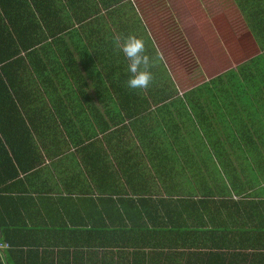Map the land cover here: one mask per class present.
<instances>
[{"label":"trees","instance_id":"1","mask_svg":"<svg viewBox=\"0 0 264 264\" xmlns=\"http://www.w3.org/2000/svg\"><path fill=\"white\" fill-rule=\"evenodd\" d=\"M49 1L0 0V241L9 246L2 252L0 264H163L158 261L161 257L193 254L207 256L205 264H213L210 261L216 257L221 261L215 264H231L232 258H237L243 250L248 251L247 255L264 256V200L237 202L198 197L193 187L187 191L184 189L191 183L182 174V167H178L180 171L171 168L177 165L171 154H161L157 159L159 182L153 185L152 190L156 193L152 194L160 193L163 197H158L152 208L147 206L155 199L134 201L126 194V190L129 192L140 185L125 183L122 185L125 188L119 189V185L98 181L90 171V212L81 217L82 220L89 219L87 230L85 223L67 221L59 215L68 200L33 199L28 195L24 184L28 181L22 182L18 177L33 168L38 156L31 150L34 148L29 133L31 128L24 123L16 105L18 96L36 94L35 90L26 88L32 80L26 75H33L34 85L31 87L45 88L52 83L53 79L49 77L45 82L38 78V63L43 67L53 58H60L68 65L76 63V59L83 64L93 60L95 65L89 61V90L94 96L117 98L142 94L150 98H167L177 93L164 69L160 67L155 71V66L151 69L155 79L148 90L129 89L124 81L125 75L120 72L126 63L108 56L110 42L96 40L94 36H90L88 42L81 32L87 31L85 25L80 29V45L77 37L68 39V34L76 31L71 30L62 15L51 8ZM72 1L68 2L67 8ZM119 3H126L125 16L135 19L128 0H90V8H80V16L76 14L74 19H90L92 29L99 25L101 14L118 17ZM80 9L72 8L70 12L74 15ZM55 14L61 16L55 17ZM51 18L58 29L54 28ZM66 31L69 33L65 40L59 35ZM258 45L264 48L259 41ZM260 60L264 66V58ZM116 66L120 68L118 74L114 71ZM94 67L102 76L95 73ZM66 75L73 78L74 70L67 67L58 82L66 79ZM70 87L59 88L67 90ZM116 105L128 118L131 103L118 100ZM94 139L91 135L90 146L95 144ZM19 144L29 150H18ZM24 155L30 157L28 168H23ZM93 161L97 162L90 158V168ZM86 202L82 201V206ZM30 209L34 210L33 215L28 212ZM44 209L51 216H44ZM62 235L76 245L44 246L46 242L50 244L45 239ZM78 239L82 246L77 245Z\"/></svg>","mask_w":264,"mask_h":264},{"label":"crops","instance_id":"2","mask_svg":"<svg viewBox=\"0 0 264 264\" xmlns=\"http://www.w3.org/2000/svg\"><path fill=\"white\" fill-rule=\"evenodd\" d=\"M239 1L241 2L239 8H241L245 17L246 32L248 34H256L254 27L250 26V22L252 23L254 18L253 9L257 7L264 8V0ZM49 2L51 8L55 12H59L62 16L58 15L66 23L68 22L70 29L76 31L75 33L66 31L59 35L61 38L64 37L66 40V34L69 33L68 39L77 37V44L80 45L82 37L80 29H84L85 25L87 31L81 32L84 33L83 35L86 36L88 42H90V36H94L97 38L96 40L110 42L109 51L111 52H109L108 56H114L116 60L118 59V61L126 63V65L121 66L123 70L120 71L125 75L124 81H127L130 76L128 71L129 62L115 48L114 38L117 36L126 37L128 35H135L145 41L147 54L151 57H158L154 70L156 69L155 71H157L160 67L163 68L171 80L167 67L158 53L147 25L136 12L131 2L136 15L135 19L126 17V3H119L117 7L118 17H106L101 14L102 19L98 21L99 25L94 26L92 29H90V19L86 21H76L74 19L75 16L82 12L80 8H90V0H73L69 8H67V4L70 0L67 2L65 0H50ZM72 8L76 10L80 9V11L73 15L70 12ZM58 15L55 14V17ZM52 24L55 29H58L59 26L55 24L53 19ZM77 28L79 30H75ZM255 37L256 35L254 39H256ZM250 39H252L251 36ZM67 43L72 46L70 40ZM252 45L255 47L253 41ZM85 52L86 55L89 54L87 49ZM55 55L57 56L56 49ZM89 61L95 65L93 60ZM89 61L83 64L76 59V63L68 65L60 58H53L51 61L49 60L48 65H43V67L38 63L36 69L39 73L38 78L45 82V79L49 77L51 80L53 79L52 83L45 88L39 86L31 87V85H34L32 81L33 75L31 76V73L29 77L26 75L29 80L32 78L31 85L26 86V88L29 91L35 90L36 94L27 93L18 96V104L16 105V108L23 116L24 123H26L29 129L31 128L29 133H31L34 147L31 150L37 153L38 156V162L33 165V168L24 174H20L18 178L22 182H25V179L28 181V183H24L25 189L33 199L39 198L50 201L55 199L68 200L67 204L62 207L63 209L59 215L67 221L85 223L86 230L89 228V219L86 221L82 220L81 217H86V214L90 212V171H92V175L98 181L111 185H119V189H124L125 183L140 185L129 192L126 190V194L134 201L143 198L155 199L151 200L147 206L148 208H152L156 204V199L160 196L163 197L160 193L152 194V192L156 193V191L152 190L153 185L159 182L158 174L160 167L157 159L161 154L167 156L171 154L173 159L177 161V165H173L171 168H176L175 171H180L178 167H182V174L188 183H191L186 185L184 180V185H186L184 189L186 191L190 187H193L195 190L198 189L189 178L186 164L179 157L178 149L172 138L173 136L169 134L168 125H165L162 120L165 116L167 121L173 115L174 111L165 109L168 106L175 107L173 101L175 100V96L171 95L167 98L158 96L150 98L148 95L142 94L117 98L111 95L94 96L89 90L91 71V63ZM67 67L74 70L73 78L70 75H66V79L58 82ZM116 67L117 69L114 71L118 74L120 68ZM94 68L95 73L100 74L97 67ZM65 85L71 87L67 90L59 88ZM248 98H245L247 102H239L247 103V107L243 106L242 112L246 110V119L250 121L251 127L253 129L261 127L260 131L264 136V108L263 111L259 112L260 106H256L255 100H251L250 97ZM260 98H263L261 103L264 104V96ZM118 100L121 103L124 100L131 103V106L128 108L129 112H127L128 118L116 105ZM178 104L177 102V106ZM90 113L92 114L91 116ZM26 117L29 121L25 120ZM91 135L95 138V144L90 146ZM17 149L20 151L29 150L23 144L17 145ZM90 158L97 160L95 163L93 161L91 168ZM23 161L25 164L23 168H28L30 157L24 155ZM197 195L198 197H202L199 193ZM239 197L244 198L240 200ZM239 197L235 199L231 198L230 200L237 202H253L257 201V199L264 200V191H251ZM82 201L87 202L82 206ZM128 208H123V210L129 211ZM68 209H70L69 212ZM30 211L33 215L34 210L30 209L28 212ZM43 214L44 216H51L47 209H44ZM65 237L66 235L57 238H47L45 240H48L50 244L46 242L44 246L51 245L57 248L65 246V243L75 244L74 241L70 242L64 239ZM76 241L77 245H81L82 242L79 239ZM147 245L150 247L148 241ZM201 251L204 252L205 250ZM240 253L242 254L237 258H232L231 264H264V256L254 257L247 255L248 251L244 250L240 251ZM207 259V256L193 254L191 256L179 257L164 256L159 258L158 261L163 264H205ZM220 261L221 258L216 257L210 262L215 264Z\"/></svg>","mask_w":264,"mask_h":264},{"label":"rangeland","instance_id":"3","mask_svg":"<svg viewBox=\"0 0 264 264\" xmlns=\"http://www.w3.org/2000/svg\"><path fill=\"white\" fill-rule=\"evenodd\" d=\"M128 1L176 89L175 107L165 109L174 113L162 120L197 193L235 199L264 191V136L239 103L250 97L264 108V8L253 9L256 34H248L239 0Z\"/></svg>","mask_w":264,"mask_h":264},{"label":"clouds","instance_id":"4","mask_svg":"<svg viewBox=\"0 0 264 264\" xmlns=\"http://www.w3.org/2000/svg\"><path fill=\"white\" fill-rule=\"evenodd\" d=\"M115 48L127 59L130 73L126 84L132 90H148L154 82L151 69L155 66L158 57L147 54L146 43L135 35L114 38Z\"/></svg>","mask_w":264,"mask_h":264},{"label":"built area","instance_id":"5","mask_svg":"<svg viewBox=\"0 0 264 264\" xmlns=\"http://www.w3.org/2000/svg\"><path fill=\"white\" fill-rule=\"evenodd\" d=\"M9 246L6 243L0 241V258H2V252L7 250Z\"/></svg>","mask_w":264,"mask_h":264}]
</instances>
